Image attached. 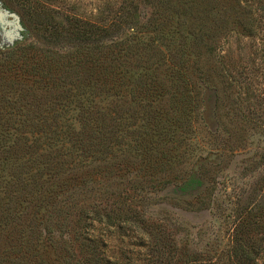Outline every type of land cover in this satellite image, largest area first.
<instances>
[{"label":"trees","instance_id":"trees-1","mask_svg":"<svg viewBox=\"0 0 264 264\" xmlns=\"http://www.w3.org/2000/svg\"><path fill=\"white\" fill-rule=\"evenodd\" d=\"M11 2L27 23L44 18L29 27L46 42L0 48V264H119L101 250L106 244L95 227H123L141 216H133L138 209L106 207L110 197L127 193L124 167L133 156L122 139L129 127L152 121V136L171 152L175 141L183 142L179 130H195L208 92L220 124L238 87L225 69L220 40L255 38L264 28V0H147L151 12L141 23L126 22V30L77 15L58 22L53 9L33 12L26 0ZM109 94L119 100L114 108L104 103ZM261 97V113L251 120L264 141ZM156 159L148 165L155 178L174 161ZM204 185L194 173L177 197ZM263 188L264 179L258 191ZM98 200L106 203L102 210L92 205ZM246 213L227 264H259L264 253L263 243L245 239L259 213ZM138 223L137 246L147 257L127 264H210L189 250L176 256L174 234L165 226Z\"/></svg>","mask_w":264,"mask_h":264},{"label":"rangeland","instance_id":"rangeland-1","mask_svg":"<svg viewBox=\"0 0 264 264\" xmlns=\"http://www.w3.org/2000/svg\"><path fill=\"white\" fill-rule=\"evenodd\" d=\"M11 1L0 0V48L45 43L44 39L41 40L43 33H31L29 27L43 22L44 18L35 15L33 23L25 22L19 7ZM26 1L33 12L41 10L49 14L48 11L53 9L50 14L58 22L66 15H77L94 21L106 20L109 24L114 22L122 30L128 29L126 22H143L152 10L147 0ZM220 46L226 57L225 69L238 80L234 92L238 105L236 102L232 105L224 103V116L219 124L214 116V101L208 92L204 110L201 109L203 114L195 118V130L190 134L179 130L177 136L183 142L175 141L171 152L166 150L164 143H158L157 137L152 136L155 130L152 121L139 122L136 129L129 127L128 134L122 139L127 153L133 156L129 157L132 161L130 166L124 167L127 193L123 197H110L108 206L99 200L92 202L96 209L102 210L106 206L109 212L116 211L117 207L138 209L133 216L141 215L139 220L145 221L148 227L162 225L174 234L179 248L176 256L189 250L190 254L197 252L202 256L201 260L210 264H227L235 230L241 219L247 216L246 212L259 215L249 221L252 225L245 239L264 244V210H259L264 204V188L258 191L264 179V141L263 136L259 140L261 131L251 120L255 118V113H261L260 99H263L261 94L264 93V28L255 38L231 35L221 39ZM118 101L114 94H109L104 103L114 108ZM128 119V124L133 126L134 120ZM184 130H188V126ZM229 132L235 134L232 140ZM255 134L257 138L253 140L252 135ZM190 137L191 140H188ZM163 155H169L174 161L155 178L150 175L148 165L153 162V156H157L156 160L162 163L160 158ZM142 162L146 164L141 165ZM194 173L204 179L202 191L177 197L178 188ZM113 191H117L116 187ZM134 220L123 227L96 224L95 235L106 244L101 250L114 262L135 263L147 257L148 251L140 252L141 248L137 246L139 240L136 241V234L141 232L139 228L143 224L138 223V218ZM80 243L76 242L78 253ZM259 264H264V253Z\"/></svg>","mask_w":264,"mask_h":264}]
</instances>
